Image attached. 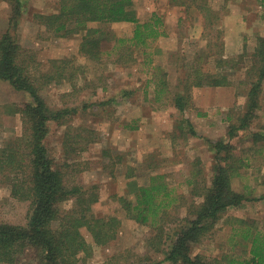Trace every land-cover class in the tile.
<instances>
[{"label": "rangeland", "instance_id": "374dc122", "mask_svg": "<svg viewBox=\"0 0 264 264\" xmlns=\"http://www.w3.org/2000/svg\"><path fill=\"white\" fill-rule=\"evenodd\" d=\"M20 1L0 0V39L12 29L22 45L21 62L35 75L50 109H77L61 120L49 121L46 144L54 162L69 185H82L98 194L93 214L121 220L116 237L102 245L95 243L87 227L82 228L94 247L91 254L82 255L80 264L145 260L172 264L163 250L172 240L167 234L190 215L194 202L201 200L199 190L213 177L216 159L209 140L229 141L237 155L248 157L233 185L247 190L251 199L222 213L211 233L195 245L193 255L202 253L215 263L220 258V264H226V255L250 256L244 230L264 229V149L255 150L262 141L255 145L250 137L251 131L264 132V88L262 108L251 127L231 134L230 125L240 123L246 105L247 67L254 61L258 36L264 35V0H209L214 17L208 24L205 13L195 6L173 0H134L141 21L154 12L163 17L165 34L142 46L130 40L135 22L92 21L89 25L102 27L105 35L98 45L86 47L84 32L62 35L47 21V15L59 12L63 0ZM20 3L15 22L12 16ZM121 38L126 39L122 44ZM97 48L100 55L91 56L89 51ZM219 57L230 62L232 85L193 87L186 110L173 111L170 106L186 76L184 63L196 61L206 71L216 72L224 65ZM149 59L153 60L147 63ZM162 79L169 88L158 98L156 88ZM29 100L28 92L17 90L8 80L0 82V150L24 133L21 114L15 110ZM134 120L138 128L129 129L126 125ZM198 169L202 170L199 190L189 183ZM6 172H0V219L26 222L28 203L13 197ZM157 173L167 175L179 197L162 221L166 234L160 246L153 245L158 243L153 237L158 229L128 217L119 200L121 196L134 199L136 185L148 184ZM74 200H65L63 209L74 207ZM37 258L34 249L23 256L34 264Z\"/></svg>", "mask_w": 264, "mask_h": 264}, {"label": "trees", "instance_id": "16d2710c", "mask_svg": "<svg viewBox=\"0 0 264 264\" xmlns=\"http://www.w3.org/2000/svg\"><path fill=\"white\" fill-rule=\"evenodd\" d=\"M173 1L188 8L197 7L205 13V22L213 23L214 13L209 0ZM15 11L12 20L16 22L21 3L15 6ZM46 17L56 33L68 35L84 32L83 47L91 43L98 45L105 35L102 27L89 25L92 21L102 24L135 22L136 27L130 40L132 44L142 46H148L166 33L163 29L164 19L158 12H154L146 21L140 20L134 0H63L59 12ZM125 41L126 39L121 38L120 44ZM22 51V45L12 29L5 31L0 39V79L8 80L16 89L28 92L31 100L15 110L21 114L24 133L0 150V172L7 171L5 175L11 185L13 197L28 203L26 222L0 219V264H34L23 260V256L31 249L38 254L37 264H80L82 255L91 254L94 247L87 241L82 228L87 227L95 243L102 245L116 237L121 220L115 215L98 217L93 214L92 204L98 200V194L89 192L82 185H69L65 172L56 166L46 144L49 121L61 120L77 109H50L40 93L41 86L37 85L35 75L27 64L21 62ZM100 52L102 51L97 48L89 51V54L98 57ZM252 55L254 61L247 67L249 86L246 89V105L238 118L240 123H231V134L237 130L249 129L251 120L257 117L258 110L262 108L264 35L258 36ZM152 60L149 59L147 63ZM218 62L224 64V69L216 72L206 71L196 61L184 63L186 76L175 93L174 105L179 110L185 111L188 107L191 99V94L188 93L193 87L232 85L227 71L229 60L219 57ZM168 88V82L162 79L156 88L158 98ZM228 120L232 121L233 117L230 116ZM126 126L129 129L138 128L137 120ZM250 137L255 145L262 141L260 148L255 150L264 149L263 131H251ZM209 142L215 150L213 177L211 183L201 191L198 174L202 170L198 169V173L194 172L189 179V183L198 188L201 200L195 201L190 215L182 219V224L173 233L167 234L172 240L163 250L165 259L172 264H220V258H215V263L202 253L193 255V249L203 237L211 233L222 213L229 207L240 206L251 199L247 190L236 189L233 185V178L241 174V168L247 165L248 157L245 159L242 155H237L234 152L235 145L229 141ZM166 176L157 173L150 177L148 184L136 185L135 200L126 196L119 199L128 217L158 229L153 235L158 242L153 243L156 246L163 243L166 234L162 221L168 209L179 200L174 195L175 188L170 186ZM70 198L75 199L74 207L63 209L62 203ZM243 233L244 239L250 243V256L226 255V264H264V229L248 228ZM157 249L161 250V247ZM139 264H161V261L145 260Z\"/></svg>", "mask_w": 264, "mask_h": 264}, {"label": "crops", "instance_id": "0c3cea01", "mask_svg": "<svg viewBox=\"0 0 264 264\" xmlns=\"http://www.w3.org/2000/svg\"><path fill=\"white\" fill-rule=\"evenodd\" d=\"M237 23V22H236ZM238 25H240L241 27H242V24L241 23H238ZM239 31V30H238ZM237 31V32H238ZM239 35V34H238ZM0 82H3V80L2 79H0ZM18 90V89H17ZM171 108H172V110L173 111H177L178 110V108H177V106L176 105H173V106H170Z\"/></svg>", "mask_w": 264, "mask_h": 264}]
</instances>
